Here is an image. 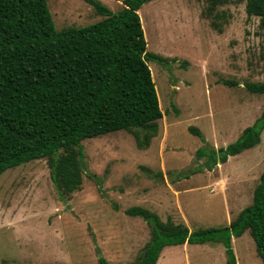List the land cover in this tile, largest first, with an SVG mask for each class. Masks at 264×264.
<instances>
[{
	"label": "rangeland",
	"instance_id": "obj_1",
	"mask_svg": "<svg viewBox=\"0 0 264 264\" xmlns=\"http://www.w3.org/2000/svg\"><path fill=\"white\" fill-rule=\"evenodd\" d=\"M112 12L123 0H94ZM54 28H80L101 18L88 0H46ZM246 0H151L138 10L162 116L144 148L123 130L82 141L86 173L60 200L45 158L0 175V264L132 263L149 241L142 207L189 232L226 226L252 199L264 167L259 141L204 165L198 149L234 142L264 106L246 82L264 81V36ZM230 82V83H229ZM190 127L195 130H190ZM94 174L95 177L89 176ZM236 264H264L245 231L232 237ZM221 242L168 245L156 264H225Z\"/></svg>",
	"mask_w": 264,
	"mask_h": 264
},
{
	"label": "trees",
	"instance_id": "obj_2",
	"mask_svg": "<svg viewBox=\"0 0 264 264\" xmlns=\"http://www.w3.org/2000/svg\"><path fill=\"white\" fill-rule=\"evenodd\" d=\"M88 1L99 20L57 31L46 0H0V175L45 158L60 200L81 187L87 170L83 140L123 129L144 148L157 136L162 116L148 60L163 57L147 51L138 14L151 0H123L117 12ZM217 1L209 0L210 6ZM245 11L259 18L264 36V0H246ZM245 86L264 94V81ZM263 128L264 106L234 142L217 151L198 149L206 160L196 167L212 168L255 145ZM125 213L142 216L150 229L137 259L126 264H156L165 246L207 241L221 242L225 264H236L231 239L245 231L264 263V167L251 202L223 227L189 232L142 207ZM99 263L107 264L103 258Z\"/></svg>",
	"mask_w": 264,
	"mask_h": 264
}]
</instances>
